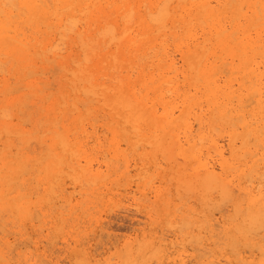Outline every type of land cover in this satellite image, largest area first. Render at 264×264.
Returning <instances> with one entry per match:
<instances>
[{"label":"bare ground","instance_id":"6f19581e","mask_svg":"<svg viewBox=\"0 0 264 264\" xmlns=\"http://www.w3.org/2000/svg\"><path fill=\"white\" fill-rule=\"evenodd\" d=\"M87 216L72 264H264V0H0V264Z\"/></svg>","mask_w":264,"mask_h":264},{"label":"rangeland","instance_id":"374dc122","mask_svg":"<svg viewBox=\"0 0 264 264\" xmlns=\"http://www.w3.org/2000/svg\"><path fill=\"white\" fill-rule=\"evenodd\" d=\"M33 137H35V136H32V138ZM41 138H43V136H41ZM32 140H34V139H32ZM31 140V141H32ZM33 143H34V141H32ZM32 142H31V145H32ZM35 144H36V142H35ZM34 145V144H33ZM37 145V144H36ZM29 147H31V146H29ZM35 147V146H34ZM34 147L32 146V148H29L30 149V155L32 154L33 156L34 155H36V154H38L39 155V153H41V151L42 150H40L41 148H38V146H36L35 147V149H34ZM106 148V147H105ZM34 151H33V150ZM43 149V148H42ZM37 150H38V152H37ZM88 151H90L89 149H87ZM97 150V149H96ZM40 151V152H39ZM94 151V153H95V155H96V152H98V151H96L95 152V150H93ZM106 151L107 150H105V154H106ZM34 152H36L35 154H34ZM44 152H46V149H44ZM102 154H100V153ZM97 154V156H98V158H96L95 156V158L93 157H91V156H89V158L90 159H92L93 161L94 160H96V161H94V165L95 164H97L98 162H101V160H102V157H104L105 155L102 153L103 151H99ZM91 153V155H92V153L93 152H88V154H90ZM94 153H93V155H94ZM31 155V156H32ZM107 155V154H106ZM105 159L107 158V156L106 157H104ZM104 159V160H105ZM98 160V161H97ZM100 160V161H99ZM106 161H107V159H106ZM179 161H181V160H179ZM126 188H128L127 186H126ZM124 190H122V193L125 191V188H123ZM133 188H130L129 190H128V192H127V190H126V192L128 193V194H126V192H124L123 194H119L118 192H116L115 193V196H113V195H111V199L109 198V202L107 201L106 203H104V204H101V205H103V206H98L97 207V210H99V211H97V212H95V216H94V214H93V212L94 211H96V209H91L92 211H90V212H88V213H90V215H91V217L92 218H94L96 221H99V219H100V221L99 222H101V224L103 225V227L104 228H106L107 227V229L105 230L106 232L108 231V233L111 235L110 236V238H111V240H110V242H113V244H115V245H111V247H110V249L108 250V255L110 254H112L113 252H114V250H116L117 249V247H119L122 243H123V241H125L126 240V238H128L130 235V238L132 237L133 238V236H134V230H132V229H136L138 226H137V221H139V222H144V217L139 213V212H136L137 210L135 209V205H134V201H133V194L136 196V198H137V201H139L138 200V198H141L137 193H133L134 192V190H132ZM133 193V194H132ZM116 194H119V195H116ZM131 194V195H130ZM137 194V195H136ZM112 197H114L113 198V200H112ZM123 197V198H122ZM119 198H121V199H119ZM112 201V202H111ZM141 201V200H140ZM149 201V203H150V205H152V202L154 201L153 200V198L151 197L150 198V200H148ZM148 201L146 200H144V202H146L147 204L146 205H149L148 204ZM110 203H111V205H110ZM141 203H143V199H142V201H141ZM154 206V205H153ZM131 207H133V208H131ZM126 210V211H125ZM92 212V213H91ZM87 213V214H88ZM87 214H84V215H87ZM94 217H93V216ZM108 215V216H107ZM128 217H127V216ZM130 215V216H129ZM123 216V217H122ZM125 216V217H124ZM75 217V216H74ZM86 217V216H85ZM85 217H83V218H81V219H79V220H83ZM90 216L88 217L87 216V218H85L83 221H79V220H75L76 221V225H77V227H76V225H75V227H73V228H68V226H67V228H66V233H65V235L63 236V238L62 239H60V240H57L55 237H53L52 235H50L49 237L50 238H52V239H50V238H47V235L45 234V233H40V234H38V235H36L38 238H41L42 239V242H41V244H42V246H43V249H44V251L47 253L46 255L47 256H49V258L50 259H52L53 261H55V262H57L58 264H72L70 261H68V259H70V256H71V254H70V252H71V249L72 248H74V239H78V240H81L83 243H85V244H83L82 243V246H81V249H86V248H88V244H86V240H87V237H90L91 236V238H95V237H97V239H94L93 240V242L94 243H92L93 245H96L95 243H97V241L100 243V242H102V243H100V244H98L97 243V245L96 246H94V251L96 252H98L99 254H101L100 256H99V259H104L106 256H104L105 255V253L103 254V248H102V245L101 244H106L107 242H108V238L105 236V234H103V236L104 237H102L101 236V238L100 237H98V235H96V236H92V234L94 233V232H92V230H94L95 228H96V225L95 224H93L92 223V225H90L88 222H93L94 221V219H92ZM97 217V218H96ZM142 217V218H141ZM123 220H122V219ZM71 219H73V218H71ZM90 219H91V221H90ZM73 221H74V219H73ZM73 221H71L69 224H73L72 222ZM74 221V222H75ZM85 221H87V222H85ZM85 222V223H84ZM105 222V223H104ZM132 222H134V223H132ZM135 222H136V224H135ZM87 223H88V225H87ZM143 223H140V225L141 226H144V225H142ZM86 225V226H85ZM82 226V227H81ZM90 226V227H89ZM80 227V228H79ZM75 228V229H74ZM77 228V229H76ZM88 228V229H87ZM83 229V230H82ZM87 229V230H86ZM109 229V230H108ZM130 229V230H129ZM72 230V231H71ZM76 230V231H75ZM132 230V231H131ZM74 231V232H73ZM81 231V232H80ZM89 231V232H88ZM131 231V232H130ZM87 232V233H86ZM82 235H81V234ZM78 234V235H77ZM86 234H89V235H86ZM42 235H43V237H42ZM46 235V236H45ZM76 235V236H75ZM79 235H80V237H79ZM78 236V237H77ZM82 237V238H81ZM106 237V238H105ZM85 238H86V240H85ZM101 240H100V239ZM53 239H55V240H57V241H55V240H53ZM66 239H67V241H66ZM49 240V241H48ZM52 240H53V242H55L54 244H55V246L56 247H54L53 248V245H51L50 246V244H52L51 242H52ZM47 241V242H46ZM85 241V242H84ZM58 242V243H57ZM71 242H72V244H71ZM49 243V244H48ZM57 243V244H56ZM67 243H69V244H71V246H70V248H68V251H66L67 249L66 248H63ZM47 244V245H46ZM62 244V245H61ZM120 244V245H119ZM92 245V246H93ZM98 246V248L100 249H98V248H96ZM109 246V245H108ZM50 247H52V248H50ZM58 250H57V249ZM61 248V249H60ZM115 248V249H114ZM48 249V250H47ZM63 249V250H62ZM113 249V250H112ZM47 250V251H46ZM50 250V251H49ZM55 250H56V254H55ZM62 250V251H61ZM92 250H93V247H92ZM112 250V251H111ZM93 251V253H95ZM111 251V252H110ZM96 252V253H97ZM103 254V255H102ZM96 256H98V254H96ZM62 259V260H61Z\"/></svg>","mask_w":264,"mask_h":264}]
</instances>
